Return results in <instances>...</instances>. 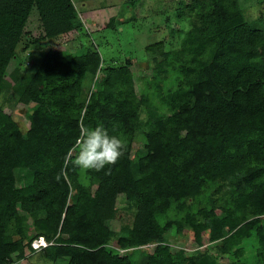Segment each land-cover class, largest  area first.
<instances>
[{
	"label": "trees",
	"instance_id": "trees-1",
	"mask_svg": "<svg viewBox=\"0 0 264 264\" xmlns=\"http://www.w3.org/2000/svg\"><path fill=\"white\" fill-rule=\"evenodd\" d=\"M183 9L190 22L179 48L145 47L160 61L157 97L137 99L130 59L93 83L102 56L87 48L45 55L20 94L36 103L26 131L0 104V264L24 257L38 236L65 264H218L223 254L229 264H264V29L238 0ZM33 10L41 38L77 29L73 0H0V91ZM99 125L125 141L124 155L99 172L68 170L82 128ZM21 159L33 163L28 183ZM119 198L133 219L116 229ZM188 231L196 243L203 233L219 242L214 254L172 251L167 236Z\"/></svg>",
	"mask_w": 264,
	"mask_h": 264
},
{
	"label": "rangeland",
	"instance_id": "rangeland-1",
	"mask_svg": "<svg viewBox=\"0 0 264 264\" xmlns=\"http://www.w3.org/2000/svg\"><path fill=\"white\" fill-rule=\"evenodd\" d=\"M193 1L195 0H73L78 11L77 29L46 39L41 38L43 32L36 10H33L31 22L26 29L27 34L18 43L2 84L0 104L3 110L13 116L22 131L28 129L26 115L36 107V103H24L20 94L49 51L59 52L64 56H74L87 48L99 51L102 65L93 83L104 82L109 68L130 59L137 99L157 97L161 89L153 82L152 73L160 61L147 56L145 47L162 40L165 50L179 48L190 22L188 15L179 11ZM238 1L252 26L264 29V0ZM260 51L264 63V43ZM171 136L174 142L183 138L181 132L175 128L171 129ZM141 147L140 136L135 137L132 155ZM15 165L22 169L25 174L24 183H28L33 169L31 160H16ZM66 168L70 170L73 165L68 161ZM126 204L121 198L116 202V229L122 223H132L133 213L125 209ZM261 224L264 230V216L261 217ZM202 235L200 243L195 242V235L190 231L177 236L169 234L166 239L172 251L182 249L188 255L198 252L203 254L205 251L214 254V247L219 242H210L206 233ZM152 248L151 244L141 247L147 252H151ZM24 255L12 264H65V261L54 260L53 246L39 252L26 249ZM230 261L227 254L218 257V264H229Z\"/></svg>",
	"mask_w": 264,
	"mask_h": 264
},
{
	"label": "clouds",
	"instance_id": "clouds-1",
	"mask_svg": "<svg viewBox=\"0 0 264 264\" xmlns=\"http://www.w3.org/2000/svg\"><path fill=\"white\" fill-rule=\"evenodd\" d=\"M125 149V141L116 135H110L103 125L83 127L74 149V159H70L69 163L84 171L99 172L106 166L115 165L124 155ZM39 237L49 241L44 236H38L31 241L29 251L39 252L54 245H44L40 250H35L32 244Z\"/></svg>",
	"mask_w": 264,
	"mask_h": 264
},
{
	"label": "built area",
	"instance_id": "built-area-1",
	"mask_svg": "<svg viewBox=\"0 0 264 264\" xmlns=\"http://www.w3.org/2000/svg\"><path fill=\"white\" fill-rule=\"evenodd\" d=\"M53 244H54L53 240H49L47 242L46 240L43 239V237H39L38 239L34 240L32 245L35 250H40L44 245H53Z\"/></svg>",
	"mask_w": 264,
	"mask_h": 264
}]
</instances>
